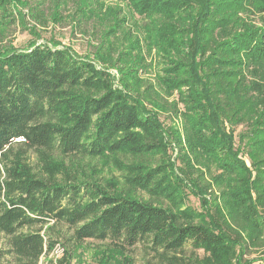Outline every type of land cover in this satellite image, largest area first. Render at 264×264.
<instances>
[{
  "label": "trees",
  "instance_id": "1",
  "mask_svg": "<svg viewBox=\"0 0 264 264\" xmlns=\"http://www.w3.org/2000/svg\"><path fill=\"white\" fill-rule=\"evenodd\" d=\"M44 1L99 35L0 46V264H264V0Z\"/></svg>",
  "mask_w": 264,
  "mask_h": 264
},
{
  "label": "rangeland",
  "instance_id": "2",
  "mask_svg": "<svg viewBox=\"0 0 264 264\" xmlns=\"http://www.w3.org/2000/svg\"><path fill=\"white\" fill-rule=\"evenodd\" d=\"M37 5L38 0H29V3ZM44 4H42L41 9L47 7L48 2L42 0ZM16 12L13 17L15 18L12 22L5 26L3 32L0 31V46L12 44L18 49H25L29 47V44L33 41H37L38 43L43 42H61V44L71 46L76 52L79 54H86L92 52V45L97 42L98 32L95 31L93 24L90 22H83L81 25L78 24L75 27L73 23L68 17H64L58 23L55 22L48 16V23H41L31 15H29L28 6L18 5ZM73 10H63L62 14L65 16L69 13H72ZM137 18L139 19L140 17ZM1 30V29H0ZM116 73V70H114ZM34 156H32V159ZM189 204L198 207L199 201L196 197L190 196ZM66 232L69 231V228H65ZM54 232V231H53ZM62 241V240H61ZM98 242L93 240H88L85 245L86 247H92L97 245ZM89 249V248H88ZM93 250V249H92ZM91 249L85 250L83 260L85 262L91 261ZM188 255L191 254L192 248L190 245L187 246L186 249ZM198 254L203 255L202 250H197ZM143 247L138 246L135 249V254L137 256L136 264H143V256H144ZM261 253L259 251L252 252L247 254L248 258L259 257ZM11 260V256L8 255L5 258V261L8 262ZM12 264V263H10ZM39 264H54L47 257H43L40 259ZM72 264H78V256H74L72 260ZM254 264H259V261H256Z\"/></svg>",
  "mask_w": 264,
  "mask_h": 264
},
{
  "label": "built area",
  "instance_id": "3",
  "mask_svg": "<svg viewBox=\"0 0 264 264\" xmlns=\"http://www.w3.org/2000/svg\"><path fill=\"white\" fill-rule=\"evenodd\" d=\"M64 253H65V247L61 243H57L53 247V249L47 255H44V256L47 257L49 260H51L54 264H56L57 260L61 256H63ZM44 256H42V258Z\"/></svg>",
  "mask_w": 264,
  "mask_h": 264
}]
</instances>
